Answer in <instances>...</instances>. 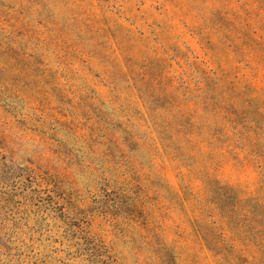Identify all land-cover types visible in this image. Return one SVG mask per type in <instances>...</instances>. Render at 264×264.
Returning a JSON list of instances; mask_svg holds the SVG:
<instances>
[{
	"label": "rangeland",
	"instance_id": "374dc122",
	"mask_svg": "<svg viewBox=\"0 0 264 264\" xmlns=\"http://www.w3.org/2000/svg\"><path fill=\"white\" fill-rule=\"evenodd\" d=\"M0 264H264V0H0Z\"/></svg>",
	"mask_w": 264,
	"mask_h": 264
}]
</instances>
